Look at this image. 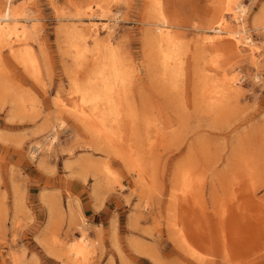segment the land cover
<instances>
[{
	"label": "rangeland",
	"instance_id": "obj_1",
	"mask_svg": "<svg viewBox=\"0 0 264 264\" xmlns=\"http://www.w3.org/2000/svg\"><path fill=\"white\" fill-rule=\"evenodd\" d=\"M95 1L10 2L36 19L29 45L39 61L40 81L2 49L6 65L0 63V264H64L46 253L42 241L65 249L83 231L93 253L84 264H239L236 256L228 257L230 251H253L264 264V31L253 26L264 0H238L248 8L244 23L259 51L256 65L246 48L235 56L222 42L213 51L196 43L197 35L208 34L207 21L218 0L163 1L170 33L184 51L177 90L160 80L153 63L145 62L146 44L158 21L153 5L146 0H102L107 12L103 8L96 15L117 17L112 42L130 69L126 89L134 108L133 124L123 128L120 146L112 149L65 112L75 100L72 88L84 82L81 66L72 59L71 24L65 19L79 16ZM4 4L0 0V6ZM224 17L235 26L230 15ZM261 18L264 22V13ZM214 57L217 68L210 74L219 77L227 70L239 79L237 93L222 114L197 101V73ZM157 128L174 136L172 142L162 137L150 153H139L133 144L142 141L143 129L154 138ZM52 136L56 139L50 144ZM135 150L137 160L125 157ZM136 162L141 176L133 166ZM178 170L198 177L194 190L184 194L183 186L175 184ZM85 193L94 201V210L105 201L111 217L90 223L81 212L79 196ZM224 201L228 204L220 221L217 210ZM51 203L58 214L48 223ZM70 209L75 216L69 215ZM191 217L196 220L191 222ZM204 238L210 247L200 243ZM133 243L153 258L136 253ZM191 252L196 261L186 256Z\"/></svg>",
	"mask_w": 264,
	"mask_h": 264
},
{
	"label": "bare ground",
	"instance_id": "obj_2",
	"mask_svg": "<svg viewBox=\"0 0 264 264\" xmlns=\"http://www.w3.org/2000/svg\"><path fill=\"white\" fill-rule=\"evenodd\" d=\"M146 1L153 5L158 21L153 23L155 29L151 31L146 44L145 62L153 63L159 70L160 80L164 79L168 87H171V90H177L179 87L178 78L181 77L183 65V47L170 33L169 29L171 26L168 24L169 22H167V17L164 13V0ZM10 2L11 0H5L4 6H0V63L4 62L1 53L2 49H6L7 55L11 60L29 73L35 81L39 82V61L29 45L30 39L34 35L36 19L27 15L25 9L21 10V8L18 9L16 6H11ZM101 2L102 0H97L93 5L89 3L85 11H82V14L65 19L66 22L71 24L72 32L69 38V48L71 49L72 59L81 66V76H78L84 80L82 85H79L78 82L72 88L71 92L74 94L75 100L71 99L70 105L65 108V112L83 128L98 137L109 149H112L114 145L115 147L116 145L120 146L119 142L124 138L123 128L125 129L133 124L134 108L130 101L129 92L126 89L131 72L119 58L118 51L112 42L114 23L117 17L111 15L106 20L105 18H98L96 15L98 10L105 9L107 12L106 6ZM218 2V7L214 9L212 16H209L207 21L208 34L197 35L196 43L201 48L213 51L219 48V44L221 45L222 42V45L225 44L226 51L228 50L235 56L240 54L237 51L238 49L246 48L251 62L256 65L257 59H255V55L259 51L256 47H253V43L249 39V30L246 29L244 23V19L248 14L247 6L238 0H218ZM263 13L264 7H261L258 13L253 16L254 30L264 31V22H262L263 19L261 18ZM227 15L231 16L235 26H231L226 21L224 16ZM94 19L106 21V23H96ZM200 31L202 30L200 29ZM101 32L105 33L104 38L100 36ZM225 38L230 40L231 43L223 41ZM214 54H216L214 56H218V52H214ZM212 68H217V59L215 57L204 61L203 69H200L197 73L199 77L198 86H201L199 87L200 93L197 101L203 104L204 107L222 114V111L227 108V101L237 93L239 79L227 70H222L221 75L216 77V75L210 74ZM5 69L7 70L8 67H5ZM13 89H15V86ZM18 94L19 97H22L20 93ZM18 104H21L20 101L17 102ZM22 104L21 106L24 107L26 103ZM31 106L32 104L27 107L31 108ZM154 131L157 136L153 138L151 134L147 135V130L143 129L142 141L136 140V146L133 144L135 149L136 147L139 148V153H150L156 144L160 143L162 137L165 138L167 143L172 142L174 136H169L166 129L163 133L160 132V128ZM55 139V136L50 137L49 143H53ZM138 152L137 150L135 152L129 151L125 157H133V159L137 160ZM119 156L124 160L121 153H119ZM103 166L107 170L105 163ZM133 166L136 168L137 176H141V165L136 162ZM187 175L188 173H180L178 170L174 180L175 184L183 186L184 194L194 190L195 186L199 184L197 176L194 174V177ZM228 185L230 189L231 181L228 182ZM231 197L234 198L235 194L233 193ZM227 204V201L222 202L220 205L222 208L217 210L220 221L225 217L226 210L224 207ZM52 205H50L51 207L48 210V223H53L52 217L54 214H58L54 211L56 210L55 205L53 207ZM72 206H76V203H72ZM73 209L69 210L70 216H75ZM194 220H196V217L190 218L191 222ZM110 224L111 229L114 230L111 235L112 244L116 246L115 220L112 219ZM180 234L185 239L184 234ZM222 241V246H225L226 241L224 239ZM200 243L210 247V240L207 238L202 239ZM42 244L49 256L59 261H64V264H84L89 261V256L93 255L90 251L92 244L84 231L77 240L70 242L65 249L58 248L52 242H46L45 240L42 241ZM131 245L136 253L153 258L150 253L141 250L136 243ZM230 253V255L227 254L228 257L236 256V260H239L236 262L239 264H262V260L258 261V258L255 257L256 253L253 251H230ZM186 256L193 261L197 259L193 252L186 253ZM197 262L200 263L199 259ZM122 264L126 263L122 261Z\"/></svg>",
	"mask_w": 264,
	"mask_h": 264
},
{
	"label": "crops",
	"instance_id": "obj_3",
	"mask_svg": "<svg viewBox=\"0 0 264 264\" xmlns=\"http://www.w3.org/2000/svg\"><path fill=\"white\" fill-rule=\"evenodd\" d=\"M1 190V188H0ZM81 200V212L84 217H88V221L90 223H95V220L99 217H111L108 207L105 205V201L100 204H97L98 209L94 210V205L92 204L91 198L87 195V193L79 196ZM36 206V205H35ZM39 216V215H38Z\"/></svg>",
	"mask_w": 264,
	"mask_h": 264
}]
</instances>
